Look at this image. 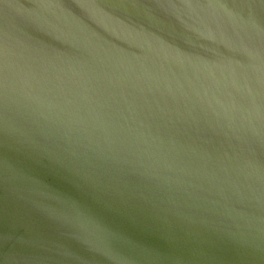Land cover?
I'll return each instance as SVG.
<instances>
[{
  "label": "water",
  "instance_id": "95a60500",
  "mask_svg": "<svg viewBox=\"0 0 264 264\" xmlns=\"http://www.w3.org/2000/svg\"><path fill=\"white\" fill-rule=\"evenodd\" d=\"M0 264H264V0H0Z\"/></svg>",
  "mask_w": 264,
  "mask_h": 264
}]
</instances>
